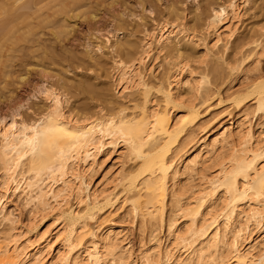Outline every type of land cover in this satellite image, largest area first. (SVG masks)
<instances>
[{
    "label": "rangeland",
    "instance_id": "374dc122",
    "mask_svg": "<svg viewBox=\"0 0 264 264\" xmlns=\"http://www.w3.org/2000/svg\"><path fill=\"white\" fill-rule=\"evenodd\" d=\"M228 4L237 6L234 13L228 8L223 22L216 29H207L206 21ZM163 22L175 28L164 43L153 46L154 52L140 68L147 89L144 105L143 87L137 85V81L125 90L114 87L110 79L112 61L117 57L136 58L144 35H151L155 24ZM4 27L12 32L3 35L0 30V115L5 117L7 125L33 123L44 114L49 105L42 95L45 90L58 94L66 114L84 120L116 114L119 108H125L127 114L137 113L143 106L152 111L164 106L163 94L158 90L162 82L163 89L170 90L174 96L169 108L173 120L190 107L198 111L192 129L194 147L204 134H213L211 139L221 132L223 124L235 122L237 116L245 114L252 115L251 127L245 124L238 128L235 122L229 141L235 142L238 132L246 136L248 129L253 146L264 138V111L257 113L255 100L249 97L238 108L232 103L235 95L247 93L245 89L255 78L264 75V0H249L245 4L243 0H0V29ZM217 30L233 34L229 40L215 44ZM178 67H184L185 78L190 71L192 80L199 83L196 94L183 89L179 97L177 90L172 88ZM231 147L218 146L215 154L229 153ZM193 154H188L178 165L176 186L179 195L182 194L181 204L197 209L196 226L207 222L209 214L222 204L213 199L199 206L189 191L207 187L212 177L221 174L217 165L208 169L200 167L195 172L185 171L186 161ZM138 163L139 160L126 156L120 142L114 145L109 138H100L90 147L83 162L76 160L72 164L74 174L80 176L75 185L86 195L105 173L112 178L121 169H136ZM262 164L264 159H258L256 168ZM106 188L114 195L112 201L90 211L74 197L61 202L62 208L89 213L83 221L88 225L85 243L92 236L99 240L110 228L116 247L122 251L131 250L135 258L146 248L158 243L164 245L170 219L177 221L176 227L181 231L190 223V216H180L171 202V177L163 224L154 223L152 227L145 222L142 224L139 215L129 212V196L122 193L120 186L108 181ZM235 206V213L264 210L263 202L253 203L246 199ZM2 207L4 217L17 231H32L45 237L52 232L50 237L55 244L40 258L42 264L55 262L65 237V234H53L56 231L52 228L54 223L61 222L59 207L34 208L19 193L4 195ZM237 220L234 215L226 228L227 238L232 229L240 230V235L246 239L242 244L244 249L255 241H264V218L259 223L249 221L246 224L235 223ZM81 228L80 220L77 229ZM81 252L75 250L71 258Z\"/></svg>",
    "mask_w": 264,
    "mask_h": 264
},
{
    "label": "bare ground",
    "instance_id": "6f19581e",
    "mask_svg": "<svg viewBox=\"0 0 264 264\" xmlns=\"http://www.w3.org/2000/svg\"><path fill=\"white\" fill-rule=\"evenodd\" d=\"M248 1L243 0V3ZM228 8L234 13L237 6L228 4L220 7L206 21V28L216 29L227 16ZM174 28V25L164 22L155 24L152 34L144 35L136 58L114 59L110 76L114 87L125 90L137 81V85L143 87L142 99L146 105L147 89L140 68L154 52L153 46L164 43ZM0 30H3V35L12 34L6 27ZM215 34L217 44L229 40L233 32L224 34L223 30H217ZM98 36L106 42L110 41L108 37ZM184 73V67H178L173 79L172 88L177 90L179 97L183 89H188L191 94H196L199 89V83L192 80L191 72H188V78L184 77ZM158 90L163 94L164 106L152 111L143 106L139 112L127 114L125 108H119L116 114L84 120L66 114L58 94L45 90L42 95L49 105L33 123L14 126L12 122L7 125L5 117L0 115V204L4 195L19 193L34 208L59 207L61 222L54 223L52 228L56 231L53 234H65V237L57 251V260L51 264H264L262 239L244 249L242 244L246 239L240 235V230L232 229L228 238L225 234L234 215L238 218L235 223L244 224L249 221L259 223L264 218V210H239L235 213L236 203L245 199L264 203V164L256 168V161L264 159V138L257 140L253 146L248 129L246 136L238 132L236 141H229L232 125L236 122L238 128L245 124L250 128L252 115H239L235 122L223 124L221 132L211 139L209 137L213 134H204L194 147L192 129L198 117L196 107L188 108L173 120L169 108L174 96L170 90L163 89L162 82ZM245 90L247 93L235 95L232 103L238 108L244 100L252 97L257 113H262L264 75H258ZM100 138H109L114 145L120 142L126 156L139 160V163L136 169H121L112 178L105 173L93 190L84 195L80 186L75 185L80 176L74 174L72 164L76 160L83 162L90 147ZM225 145H232L229 153L215 154L218 146L223 148ZM192 153L184 166L185 171L195 172L200 167L208 169L217 165L221 174L212 177L207 187L189 191L199 206L213 199L220 200L222 204L209 214L207 222L196 226L197 209L181 204L179 197L182 194L179 195L176 186L177 167ZM170 177L171 202L180 216H190V223L181 231L176 227L177 221L170 219L164 245L158 243L146 248L135 258H132L131 250L122 251L116 247L110 228L99 240L92 236L85 243L88 225L83 221L89 213L62 208L61 202L70 197L84 204L87 211L110 203L114 195L107 191L109 181L120 186L122 193L129 196V212L139 215L142 224L145 222L150 227L154 223L162 225ZM80 220L82 228L78 230ZM50 235L45 237L32 231H17L4 217L3 207L0 208V264H42L40 257L55 244ZM75 250L82 252L71 258Z\"/></svg>",
    "mask_w": 264,
    "mask_h": 264
}]
</instances>
